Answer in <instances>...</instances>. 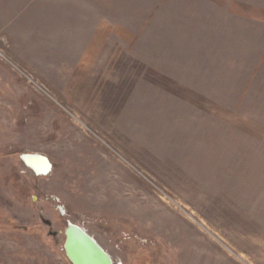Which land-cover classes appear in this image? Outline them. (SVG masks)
Returning <instances> with one entry per match:
<instances>
[{
  "label": "rangeland",
  "instance_id": "1",
  "mask_svg": "<svg viewBox=\"0 0 264 264\" xmlns=\"http://www.w3.org/2000/svg\"><path fill=\"white\" fill-rule=\"evenodd\" d=\"M0 52V264H72L39 214L115 264H264V0H0Z\"/></svg>",
  "mask_w": 264,
  "mask_h": 264
},
{
  "label": "water",
  "instance_id": "2",
  "mask_svg": "<svg viewBox=\"0 0 264 264\" xmlns=\"http://www.w3.org/2000/svg\"><path fill=\"white\" fill-rule=\"evenodd\" d=\"M25 158L38 161L44 168V172H36L32 166L25 162ZM21 160L25 167L33 170L35 176H48L53 170L50 159L41 154H22ZM42 222L49 228L52 227L50 220L42 217ZM49 236H53L56 240L55 233H49ZM64 238L63 251L72 264H115L106 250L81 226L67 221ZM55 242L57 243V240Z\"/></svg>",
  "mask_w": 264,
  "mask_h": 264
},
{
  "label": "bare ground",
  "instance_id": "3",
  "mask_svg": "<svg viewBox=\"0 0 264 264\" xmlns=\"http://www.w3.org/2000/svg\"><path fill=\"white\" fill-rule=\"evenodd\" d=\"M25 162L27 164H29L30 166H32L35 169L36 172H38V173L44 172V168L41 166V164L38 163V161H36L34 159H30V158L29 159L28 158H25ZM26 168H28V167H26ZM29 170L31 172H33V170H31V169H29Z\"/></svg>",
  "mask_w": 264,
  "mask_h": 264
},
{
  "label": "flooded vegetation",
  "instance_id": "4",
  "mask_svg": "<svg viewBox=\"0 0 264 264\" xmlns=\"http://www.w3.org/2000/svg\"><path fill=\"white\" fill-rule=\"evenodd\" d=\"M29 170V169H28ZM30 171V170H29ZM31 172V171H30ZM32 174H33V172H31ZM42 217L43 218H45L46 220H47V218L46 217H44L42 214H39V219H40V221L42 222ZM48 220H50V219H48ZM26 221H31V218H27V220ZM51 221V220H50ZM51 223H52V227H48L49 228V233H55L56 234V240L58 241V236L59 235H63L64 236V230H65V228L63 229V231H57V230H55L54 229V227H53V222L51 221ZM42 224H43V222H42ZM55 239V238H54Z\"/></svg>",
  "mask_w": 264,
  "mask_h": 264
},
{
  "label": "built area",
  "instance_id": "5",
  "mask_svg": "<svg viewBox=\"0 0 264 264\" xmlns=\"http://www.w3.org/2000/svg\"><path fill=\"white\" fill-rule=\"evenodd\" d=\"M0 57L3 58V59H6V57H5L1 52H0ZM6 61H7V59H6ZM8 63H9L10 65H12V63H11L10 61H8ZM124 159H125V158H124ZM125 160H126V159H125ZM127 163H128L129 165H131L129 161H127Z\"/></svg>",
  "mask_w": 264,
  "mask_h": 264
}]
</instances>
